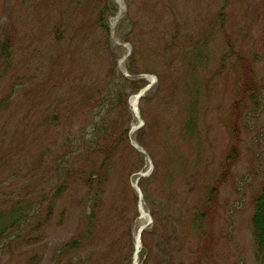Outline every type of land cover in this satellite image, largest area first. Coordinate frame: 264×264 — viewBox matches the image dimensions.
I'll return each instance as SVG.
<instances>
[{
	"label": "rangeland",
	"instance_id": "1",
	"mask_svg": "<svg viewBox=\"0 0 264 264\" xmlns=\"http://www.w3.org/2000/svg\"><path fill=\"white\" fill-rule=\"evenodd\" d=\"M120 1L115 27L110 31L118 13L112 0L107 30L98 29L101 37L110 35L109 44L101 39L96 48H78L109 0H0V212L13 203L29 206L0 240V264H132L141 224L152 250L147 257L140 243L137 264H260L251 217L264 183V0ZM169 17L178 31L164 22ZM64 48L79 57V66H67L70 78L88 67L87 87L117 83L119 76L153 78L136 115L129 100L140 90L121 102L115 97L111 107L101 102L95 114L66 103L72 91L59 86ZM177 50L188 61L167 66ZM110 55L118 58L114 70ZM129 68L151 73L131 75ZM181 71L186 80L175 89L172 75ZM187 110L195 118L189 135L183 133ZM111 124L113 138L128 127L127 143L123 138L109 153L106 182L93 184L94 201L87 204L89 194L74 174L67 188L60 186V158L74 150L82 128L86 140L100 131L104 147ZM175 154L178 163L170 166ZM96 156L98 166L104 153ZM77 165L92 169L89 162ZM167 220H175L172 227ZM80 236V249L57 258Z\"/></svg>",
	"mask_w": 264,
	"mask_h": 264
},
{
	"label": "trees",
	"instance_id": "2",
	"mask_svg": "<svg viewBox=\"0 0 264 264\" xmlns=\"http://www.w3.org/2000/svg\"><path fill=\"white\" fill-rule=\"evenodd\" d=\"M105 11L109 12V15L107 16V14L105 13ZM115 12L113 3H111V1L109 0L107 6H105L104 8H102L100 11H98V14L96 15V26L99 27V29H102L103 26H105L106 30H107V26L105 25V23H103L106 20V16L107 18L111 17V15H113V13ZM174 24V23H173ZM175 25V29L178 31V26L176 24ZM177 33H176V37H177ZM60 36H58L59 39ZM65 39V38H64ZM174 43L172 41L167 42V45H165V50L163 51V53H166L167 50L169 49L168 46ZM71 43H68V45ZM109 43H107L106 45H108ZM176 48V47H175ZM177 55L175 54L173 56V59L167 60L165 63L167 66H172L175 68V64L173 65L174 61H177V59H180L183 61L184 58H186L185 56H183V53L180 52L179 50H177ZM110 57L112 58V63L110 66V69L114 70L115 69V59L113 57V55H110ZM79 59V57H78ZM78 59L76 57H72V54L70 52L69 57L66 55V50L65 48L63 49V52L61 54V66H60V71H61V75L64 76L66 79L69 80H73L76 83L75 88H72L69 84L66 86L67 91L71 90L72 92H68L71 96V100L72 104L71 106L75 105L79 108H90V111L95 114V112H97V107H99L100 103L103 102L104 104H108L109 107H111L114 104L115 101V97H117L119 99V102H121V100L123 101L126 95L129 94H133L137 91H139L140 89L144 88V86L146 85V82L144 80L139 79L138 81H130L128 79L123 78L122 76L118 77V81L117 83H107L104 86H101L100 88H97V84L94 83L92 85H90L89 87L83 85V80L84 77L86 76L87 72L86 70L89 71L88 67H86L85 70V74H83V70L80 71L77 76L75 78H70L71 76V71L70 69L67 68L68 64H76L78 65ZM195 60V59H194ZM195 62V61H194ZM181 64V63H180ZM79 66V65H78ZM181 68H178V70H180ZM177 69L173 72H177ZM128 74L131 75H136V74H141V73H151L150 71H143V72H137V71H133L132 68L127 69ZM90 74V72L88 73ZM158 80L160 81V78L158 77ZM175 82H171V85L173 88H177L174 84ZM105 88V95H107V97H109L108 100L104 101L105 99L101 100V90L102 88ZM127 87H131V92L129 93H125L126 88ZM75 91V92H74ZM67 92H65L66 95ZM73 93L76 94V97L73 96ZM144 100L141 98V101ZM70 102L69 100L66 101V103ZM194 111H189L187 110V120L185 121V127H184V132L183 133H187V135H189L191 133V130H194L195 127V118L193 116ZM100 114H96L95 117H99ZM104 117H108V114H103V116L100 117V120H102ZM43 121H46L45 118H43ZM112 122V121H110ZM110 129H112L113 131H111L110 133H106L108 135V137L106 138V142H105V146L104 147H100V144L102 143V140L99 138V136L101 135L100 131H96L95 134L92 136V138L89 139H84L83 136V132L84 129H79L76 131L75 138V144H74V150L71 151V153H62V157L60 158V165L58 166L59 169V175H60V180H61V184L60 186H64L65 188H67L68 185V176L72 173L74 174V180H77L79 183H81L85 188H86V193L89 194V196L84 197L86 199V203L90 204L91 202L94 201V197L95 196V192L96 190L94 189L93 192V184L96 183L94 186L95 188H99L102 187L104 185V183L106 182L107 179V169H105V164L108 161V157H109V153L112 152L113 150H115L117 145H121L122 144V140L124 138L125 143H127V138L125 136H127V131H128V127L126 126V128H124L123 130V136H119L118 138H113L112 134L114 132V130L116 129V127L111 124V126H109ZM96 137V138H95ZM95 139V140H94ZM97 140L99 143H97ZM99 148H96V150H98L97 152L95 151V146H98ZM166 145H168V141L166 140ZM93 147V148H92ZM98 152H103L104 153V158L101 159V162L98 166L94 165L95 163V158L97 157L96 155L98 154ZM91 156V158H90ZM76 163V169L74 171H70L67 168V164L68 163ZM84 163V162H89V164L91 165V170L88 173H85L84 171H81L78 169V163ZM174 163H178L177 162V156L176 154L172 157L169 158V165L172 166ZM156 166V165H155ZM171 170H167L168 175H170ZM95 178H97L99 180L98 184ZM61 191L58 190L57 193H60ZM28 205L25 206L24 204L21 203H13L11 205V207H9L6 211L4 212H0V240L1 239H5L8 238L7 235L9 234V232L13 231L16 227H18L23 219H25V216L27 215L26 213L28 212ZM51 208L52 205L48 206V213L51 212ZM175 222V220H173ZM198 223V222H197ZM251 231H252V236H253V241L255 244V248L257 251V255L259 260L261 261L262 264H264V183L259 191V193L256 195L255 199H254V203H253V214L251 217ZM86 236V235H85ZM26 238V236L24 237ZM83 243V237H76L75 239H73L71 242H69L68 244L63 245L62 248H60V252L61 254L68 253L71 250L77 251L78 249H80L82 246L81 244ZM143 254L145 253V255L148 257L149 254L151 253L150 247L148 246L147 249L146 246L143 244ZM67 250V251H66ZM60 254V255H61Z\"/></svg>",
	"mask_w": 264,
	"mask_h": 264
},
{
	"label": "bare ground",
	"instance_id": "3",
	"mask_svg": "<svg viewBox=\"0 0 264 264\" xmlns=\"http://www.w3.org/2000/svg\"><path fill=\"white\" fill-rule=\"evenodd\" d=\"M111 2H112V0H110ZM115 2H116V5H117V7H118V13H117V17L115 18V19H113L112 20V23H111V28L113 29L114 27H115V24H116V20H118L119 19V17L121 16V13H122V10H123V6H122V4H121V1L120 0H115ZM223 10H224V8H223ZM224 11H221L220 13H219V17H223L224 16ZM173 16V15H172ZM164 22L165 23H167V24H171V23H174V24H176L177 26L179 25V22L174 18V17H169V18H167L166 20L164 19ZM98 29H99V27H93L92 28V34H86L85 35V37L84 36H82L81 38H80V40L78 41V48H83V47H85V46H87V47H89V48H96V47H98L99 46V43H100V40L101 39H103V40H101L102 42H104V44H106V42H109L110 41V35H105L104 34V36L103 37H101L100 36V33H99V31H98ZM88 44V45H87ZM103 44V43H102ZM136 49V48H135ZM135 49H131V51H130V54H129V56L131 57V56H134V52H135ZM195 57H196V55L195 54H192V57H191V59L193 60V59H195ZM197 59H198V57H196ZM114 59L116 60L115 61V68H116V65H117V57L116 56H114ZM131 60H132V57H131ZM186 60L188 61V58H184L183 59V61L182 60H180V59H178V61L180 62V63H182V62H186ZM195 61H197V60H195ZM192 64H193V62H192ZM194 65V64H193ZM87 67V66H86ZM180 70H182V69H180ZM195 70V69H194ZM127 73H128V71H127ZM144 74V73H143ZM156 75V74H155ZM62 76V75H61ZM186 76H187V74L186 73H184V72H179V73H177L176 74V76H174V74L172 75V82L174 81L175 83V86L177 87L178 86V80L180 79L181 80V82L182 81H185L186 80ZM156 78H157V80H158V76L156 75ZM61 81L59 82L60 84H59V86L61 87V88H66V86L68 85V79H66L64 76H62V79H60ZM141 80H144V79H141ZM145 82H146V85L144 86V88H148V90L150 89V87H151V83L154 81V79L153 78H151L150 77V79L148 80L149 82H147L146 80H144ZM159 81V80H158ZM180 82V83H181ZM179 87V86H178ZM148 91H145V92H143L142 94H141V96H140V98H143V96H144V94H146ZM64 93H65V91H64ZM66 96V95H65ZM251 97H253V95L252 94H250V98ZM67 100H69L70 102H68V103H71L72 104V100H71V97L69 98V99H67ZM67 100H65V102L67 101ZM138 103H139V98L137 97V95H134V96H132L131 98H130V100H129V104H130V108H131V110H132V112L136 115V113H137V106H138ZM136 117V116H135ZM171 176V175H170ZM137 182V181H136ZM253 203H254V201H253ZM140 214L142 215V217L144 218L146 215H145V213L143 212V210L142 209H140ZM168 221V223H167V225H171V227H172V224L174 223V221H170V220H167ZM145 227H146V224H141L139 227H138V229L136 230V232L134 233V237H133V242L131 243L132 245H134V249H133V251H134V254H133V260H132V264H137V254H138V251H139V248H140V243H141V245H145L146 246V248L147 249H149L148 248V246H150L149 244H150V240H149V238H150V234L149 233H147V232H145ZM83 230H84V228H83ZM83 230L81 229L80 231L81 232H83ZM86 232L87 233H85V234H88L89 235V233H90V230L87 228L86 229ZM253 237V236H252ZM142 249H143V247H142ZM58 254V256H57V258L60 256V254H61V252H60V250H59V252L57 253ZM255 257H256V259H257V261H259V263L260 264H262L261 263V261L259 260V258H258V255H257V251H256V248H255Z\"/></svg>",
	"mask_w": 264,
	"mask_h": 264
},
{
	"label": "water",
	"instance_id": "4",
	"mask_svg": "<svg viewBox=\"0 0 264 264\" xmlns=\"http://www.w3.org/2000/svg\"><path fill=\"white\" fill-rule=\"evenodd\" d=\"M145 90H146V89H145ZM143 92H144V91H143ZM143 92H141L140 94H138V96H137V97L139 98Z\"/></svg>",
	"mask_w": 264,
	"mask_h": 264
}]
</instances>
